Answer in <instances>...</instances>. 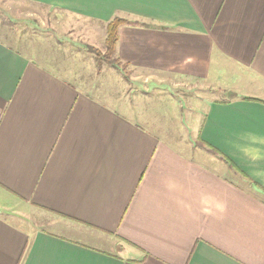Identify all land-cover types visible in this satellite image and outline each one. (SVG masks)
Wrapping results in <instances>:
<instances>
[{
	"label": "crops",
	"instance_id": "obj_1",
	"mask_svg": "<svg viewBox=\"0 0 264 264\" xmlns=\"http://www.w3.org/2000/svg\"><path fill=\"white\" fill-rule=\"evenodd\" d=\"M10 1L99 50L125 20L132 75L96 86L0 39V264H264V0ZM178 82L221 96L197 95L192 139L159 124Z\"/></svg>",
	"mask_w": 264,
	"mask_h": 264
},
{
	"label": "rangeland",
	"instance_id": "obj_2",
	"mask_svg": "<svg viewBox=\"0 0 264 264\" xmlns=\"http://www.w3.org/2000/svg\"><path fill=\"white\" fill-rule=\"evenodd\" d=\"M61 15L63 14L33 5L0 0V39L14 48L23 49L31 57H34L33 54L36 56L44 55L42 61L45 60L54 71L62 68L66 73H76L86 83L91 80L96 82V86H105L104 80L111 76L112 80H116L118 79L117 75L126 81H130L132 74L126 66L117 62L114 57L105 55V49L99 50L90 47L85 43V40L80 38L82 29L88 28L87 23ZM118 84L121 89L119 79ZM131 85L133 86V84ZM149 87V91L153 95V88L152 86ZM134 89L138 90V84L135 83ZM166 92L173 98L175 105L174 108L167 105L162 106L161 112L162 114L165 113V118L160 119L159 124L165 125L167 128L171 127L178 132L181 131L180 133L189 134V139L195 138L196 131L193 128L196 126L194 125L192 130L190 129L195 123L194 119L191 120V118L195 111L193 101L197 95L203 96L205 100L207 98L208 100L221 99L217 93L210 92L207 94V91L195 84L178 82L174 87L168 88ZM166 108L168 109L165 112ZM179 123L183 127L182 130L178 126ZM184 137L186 136L184 135ZM1 199L0 195V201ZM41 220L44 219L34 216L33 221L40 228H51L48 225L45 226Z\"/></svg>",
	"mask_w": 264,
	"mask_h": 264
},
{
	"label": "trees",
	"instance_id": "obj_3",
	"mask_svg": "<svg viewBox=\"0 0 264 264\" xmlns=\"http://www.w3.org/2000/svg\"><path fill=\"white\" fill-rule=\"evenodd\" d=\"M125 20L114 19L106 26V38L104 41L105 55L114 57L115 47L118 39V29L125 24ZM115 59V58H114ZM116 60V59H115ZM117 61V60H116ZM118 62V61H117Z\"/></svg>",
	"mask_w": 264,
	"mask_h": 264
}]
</instances>
